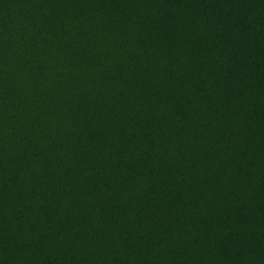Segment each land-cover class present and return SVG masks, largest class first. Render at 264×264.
Segmentation results:
<instances>
[{
	"label": "trees",
	"instance_id": "1",
	"mask_svg": "<svg viewBox=\"0 0 264 264\" xmlns=\"http://www.w3.org/2000/svg\"><path fill=\"white\" fill-rule=\"evenodd\" d=\"M0 264H264V0H0Z\"/></svg>",
	"mask_w": 264,
	"mask_h": 264
}]
</instances>
